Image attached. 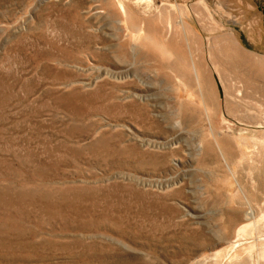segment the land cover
Masks as SVG:
<instances>
[{
    "label": "rangeland",
    "instance_id": "374dc122",
    "mask_svg": "<svg viewBox=\"0 0 264 264\" xmlns=\"http://www.w3.org/2000/svg\"><path fill=\"white\" fill-rule=\"evenodd\" d=\"M0 264H264V0H0Z\"/></svg>",
    "mask_w": 264,
    "mask_h": 264
},
{
    "label": "bare ground",
    "instance_id": "6f19581e",
    "mask_svg": "<svg viewBox=\"0 0 264 264\" xmlns=\"http://www.w3.org/2000/svg\"><path fill=\"white\" fill-rule=\"evenodd\" d=\"M174 62H175V61H174ZM193 63L195 64V62L191 60V65H192V67L195 68V69L197 70V68H196L197 65L195 66ZM197 71H198V70H197Z\"/></svg>",
    "mask_w": 264,
    "mask_h": 264
}]
</instances>
